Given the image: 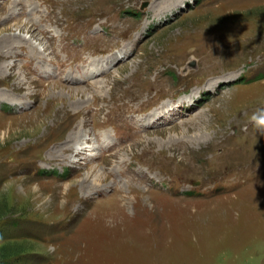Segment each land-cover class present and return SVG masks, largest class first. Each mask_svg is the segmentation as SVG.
Masks as SVG:
<instances>
[{"label": "rangeland", "instance_id": "1", "mask_svg": "<svg viewBox=\"0 0 264 264\" xmlns=\"http://www.w3.org/2000/svg\"><path fill=\"white\" fill-rule=\"evenodd\" d=\"M259 108L264 0H0L18 264H264Z\"/></svg>", "mask_w": 264, "mask_h": 264}, {"label": "trees", "instance_id": "2", "mask_svg": "<svg viewBox=\"0 0 264 264\" xmlns=\"http://www.w3.org/2000/svg\"><path fill=\"white\" fill-rule=\"evenodd\" d=\"M7 209L6 204L0 203V264H18L21 263L25 255L26 250L30 248V246L26 243V241H17L14 237L12 231L6 232V225H18L22 226L16 217L6 218V214L4 211ZM6 215V216H5ZM22 229L24 226L21 227ZM21 229V230H22ZM19 232V229H16ZM24 230V229H23Z\"/></svg>", "mask_w": 264, "mask_h": 264}, {"label": "bare ground", "instance_id": "3", "mask_svg": "<svg viewBox=\"0 0 264 264\" xmlns=\"http://www.w3.org/2000/svg\"><path fill=\"white\" fill-rule=\"evenodd\" d=\"M21 29H23V28H21ZM22 40H23V38H21ZM25 39V38H24ZM15 41V40H14ZM13 41V44L15 45V42ZM21 43H23V42H20V44ZM14 45H13V47H14ZM112 54H114V52H112V51H109L108 53H106V54H104V55H101V56H96L95 58H105L107 55H112ZM115 56V59H117V57L119 58V55L118 54H115L114 55ZM92 61V60H91ZM91 61H88V64H90L91 63ZM98 61V60H97ZM111 62H113V60L111 61ZM111 62H109L108 64H110ZM88 64H87V66H88ZM101 64L104 66V65H106L107 63L104 61V60H101ZM90 66V65H89ZM83 67V65H81V68ZM97 71V70H96ZM96 73H99V72H95V70L93 69L92 70V72L91 73H87V74H96ZM86 74V75H87ZM170 107V106H169ZM168 108V107H167ZM171 109V107L169 108V110ZM161 113V112H160ZM153 114H155V113H153ZM79 133V132H78ZM79 135V134H78ZM78 138L79 137H76V138H74L73 139V141H75V144L73 145V148L75 149V151H77V154L78 153H80V152H83V150H84V147L82 148V147H80V148H78V146H80L79 144L81 143L80 142V139L78 140ZM72 141V142H73ZM80 142V143H79ZM94 146V145H93ZM67 148H70V147H68L67 146ZM77 149V150H76ZM97 180H98V178H96Z\"/></svg>", "mask_w": 264, "mask_h": 264}, {"label": "clouds", "instance_id": "4", "mask_svg": "<svg viewBox=\"0 0 264 264\" xmlns=\"http://www.w3.org/2000/svg\"><path fill=\"white\" fill-rule=\"evenodd\" d=\"M250 121L254 128L261 134L264 135V108L257 109L251 117Z\"/></svg>", "mask_w": 264, "mask_h": 264}, {"label": "water", "instance_id": "5", "mask_svg": "<svg viewBox=\"0 0 264 264\" xmlns=\"http://www.w3.org/2000/svg\"><path fill=\"white\" fill-rule=\"evenodd\" d=\"M144 4H147V1H143L142 6H143Z\"/></svg>", "mask_w": 264, "mask_h": 264}]
</instances>
